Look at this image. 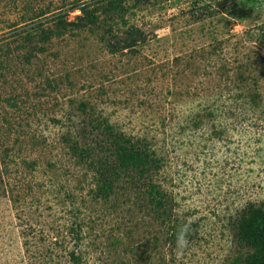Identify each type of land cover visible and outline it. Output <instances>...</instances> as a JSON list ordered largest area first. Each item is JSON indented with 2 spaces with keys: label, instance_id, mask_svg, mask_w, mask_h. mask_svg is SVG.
I'll return each mask as SVG.
<instances>
[{
  "label": "rangeland",
  "instance_id": "374dc122",
  "mask_svg": "<svg viewBox=\"0 0 264 264\" xmlns=\"http://www.w3.org/2000/svg\"><path fill=\"white\" fill-rule=\"evenodd\" d=\"M83 6L96 27L25 61L27 34ZM130 28L145 41L110 53ZM113 137L158 169L119 174ZM249 204L264 206V0H0V264H241Z\"/></svg>",
  "mask_w": 264,
  "mask_h": 264
},
{
  "label": "trees",
  "instance_id": "16d2710c",
  "mask_svg": "<svg viewBox=\"0 0 264 264\" xmlns=\"http://www.w3.org/2000/svg\"><path fill=\"white\" fill-rule=\"evenodd\" d=\"M121 10V5L110 2L104 8L103 12L108 17H111L113 14L117 15V12L119 13ZM79 11L81 14L75 16L73 21H68L66 15H59L52 27L41 29L36 36L27 34L25 41L26 45L29 46L25 45L28 50L23 57L25 61L30 63L31 59L35 57L37 53L44 51L42 47L36 46L38 43H47L52 38L61 37L74 30H92L98 25V16L94 10L89 9L87 6H83L79 8ZM113 19L112 17L110 18V20ZM144 41L145 37L141 31L130 28L127 30L126 38L122 41V44H120L116 38L114 42L109 44V52L115 54L122 49H131L138 43ZM111 145L113 147V157L115 158V170L121 175L129 176L131 181L140 183V181L145 179V175L149 170L158 169L157 161L146 148L123 137H113L111 139ZM146 188V194L149 196L150 204L153 209L158 212L162 211L163 213L161 215H166L168 213L165 207L166 196L158 190L156 185L147 184ZM109 189V181H103L98 186L100 192L107 193ZM167 218V220L170 219L168 214ZM180 227L177 219L172 220V225L169 228V236H177ZM236 230L238 241L248 249L246 255L241 259V264H264V206H255L253 204L246 206L240 215ZM72 258L75 261L77 260L74 256H72Z\"/></svg>",
  "mask_w": 264,
  "mask_h": 264
},
{
  "label": "clouds",
  "instance_id": "9594fccd",
  "mask_svg": "<svg viewBox=\"0 0 264 264\" xmlns=\"http://www.w3.org/2000/svg\"><path fill=\"white\" fill-rule=\"evenodd\" d=\"M188 225H183L178 229L177 237H176V244H177V254H182V251L188 245Z\"/></svg>",
  "mask_w": 264,
  "mask_h": 264
}]
</instances>
